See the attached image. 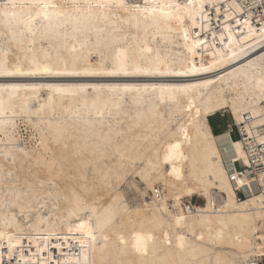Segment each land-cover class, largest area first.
I'll use <instances>...</instances> for the list:
<instances>
[{
    "label": "bare ground",
    "instance_id": "6f19581e",
    "mask_svg": "<svg viewBox=\"0 0 264 264\" xmlns=\"http://www.w3.org/2000/svg\"><path fill=\"white\" fill-rule=\"evenodd\" d=\"M247 3L0 0V264L264 256V169L231 137L264 124V20Z\"/></svg>",
    "mask_w": 264,
    "mask_h": 264
},
{
    "label": "built area",
    "instance_id": "2783aa9c",
    "mask_svg": "<svg viewBox=\"0 0 264 264\" xmlns=\"http://www.w3.org/2000/svg\"><path fill=\"white\" fill-rule=\"evenodd\" d=\"M247 6L254 13V21L261 24L264 20V0H248ZM258 18H261L258 21ZM250 118L246 116L241 124L233 123L232 130L237 131L239 139L243 142L248 155L250 165L248 168L256 173L258 170L264 169V124L252 128V134L245 131V122H249ZM229 128V125H228ZM240 198H243L242 193H238ZM250 264H264V256L256 257Z\"/></svg>",
    "mask_w": 264,
    "mask_h": 264
},
{
    "label": "rangeland",
    "instance_id": "374dc122",
    "mask_svg": "<svg viewBox=\"0 0 264 264\" xmlns=\"http://www.w3.org/2000/svg\"><path fill=\"white\" fill-rule=\"evenodd\" d=\"M214 121H216L218 127L225 128V129L228 128V125L233 122L231 119V116L229 114H226V113L225 114L222 113L220 115L218 114L217 116L210 118V122L212 125H214L213 124ZM30 131H31L30 129L23 127L22 132L25 135V137L29 138V135H30L29 132ZM214 132L217 133L216 130ZM231 137L233 139H239V135H238L237 131L235 130V128H234L233 132L231 133ZM237 168L241 170L243 168L242 164H238ZM133 180L136 182V184L139 186L140 189L144 190V188H145V185L143 184L141 179L138 177L137 178L130 177L128 182L123 184V189L126 192L127 198L131 204H134L136 202H141L143 200V197L141 196V194L131 185ZM149 194H152V193L149 192ZM149 198H150L149 195L145 196L146 200H149ZM188 200L189 201H187V202L189 203V205H199L203 202L202 199L200 197H198L197 195L192 196Z\"/></svg>",
    "mask_w": 264,
    "mask_h": 264
},
{
    "label": "crops",
    "instance_id": "0c3cea01",
    "mask_svg": "<svg viewBox=\"0 0 264 264\" xmlns=\"http://www.w3.org/2000/svg\"><path fill=\"white\" fill-rule=\"evenodd\" d=\"M213 124L214 125H212V127H213L214 131L216 130L217 133H220V132H223V131H226V130H230V128H231L230 124H229V128H226V129L218 127L216 121H214Z\"/></svg>",
    "mask_w": 264,
    "mask_h": 264
},
{
    "label": "snow or ice",
    "instance_id": "6c2138e0",
    "mask_svg": "<svg viewBox=\"0 0 264 264\" xmlns=\"http://www.w3.org/2000/svg\"><path fill=\"white\" fill-rule=\"evenodd\" d=\"M177 147H179V146L177 145Z\"/></svg>",
    "mask_w": 264,
    "mask_h": 264
}]
</instances>
